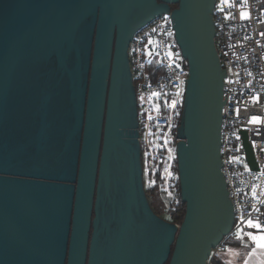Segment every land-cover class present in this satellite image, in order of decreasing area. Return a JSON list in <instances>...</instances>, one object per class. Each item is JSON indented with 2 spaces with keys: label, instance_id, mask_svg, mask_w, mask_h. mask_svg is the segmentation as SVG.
<instances>
[{
  "label": "water",
  "instance_id": "water-1",
  "mask_svg": "<svg viewBox=\"0 0 264 264\" xmlns=\"http://www.w3.org/2000/svg\"><path fill=\"white\" fill-rule=\"evenodd\" d=\"M215 5L0 0V264L208 263L235 225ZM168 13L189 71L177 129L179 226L147 196L129 59L136 32Z\"/></svg>",
  "mask_w": 264,
  "mask_h": 264
},
{
  "label": "built area",
  "instance_id": "built-area-1",
  "mask_svg": "<svg viewBox=\"0 0 264 264\" xmlns=\"http://www.w3.org/2000/svg\"><path fill=\"white\" fill-rule=\"evenodd\" d=\"M241 10V0H230L227 4L216 0L213 15L216 47L226 72L221 157L235 212L231 235L236 234L237 228L247 232L248 228L240 222L241 217L264 225V203H261L264 201V123L249 122L252 116L264 121V0H246L243 10L249 13L247 19L241 18ZM129 59L138 101L142 149L154 151L162 175L171 179L179 141L177 129L189 78L187 61L175 38L171 13L157 16L136 32L129 46ZM172 98H176L174 105ZM152 103H157L158 109L152 110ZM153 127L157 130L155 145L146 143L147 132ZM241 130L247 132L251 144L255 141L253 150L258 170L250 168ZM165 164L168 165L166 172ZM226 247L224 239L213 249L207 264Z\"/></svg>",
  "mask_w": 264,
  "mask_h": 264
},
{
  "label": "trees",
  "instance_id": "trees-1",
  "mask_svg": "<svg viewBox=\"0 0 264 264\" xmlns=\"http://www.w3.org/2000/svg\"><path fill=\"white\" fill-rule=\"evenodd\" d=\"M156 131L157 130L154 127L151 129L152 135L150 138L149 137L146 138L147 144L155 145V141L157 137ZM143 159H144L143 161L146 166L147 174L151 175L154 178V182H155V183H151L150 181L149 182L150 186L145 187L150 203H151V199H150L149 193L151 191H154L155 189H158L162 197V202L164 204L166 203L168 204L167 205V215L163 216V218H165L166 220L172 223L180 224L184 219L185 212H186V206L181 201L179 178L177 177V180H175V184L173 185V187H176V189L174 190V188H172L166 191V189L163 187V183L161 182L162 174H163L162 168L156 159V154L154 153V151L143 149ZM174 168L178 172L177 162L174 163ZM163 192L165 193V195L163 194ZM165 196H167V198H165ZM151 205H152V208L155 210V212L157 214H160L156 210V208L153 206L152 203ZM230 237L231 235L225 238V242H227V240ZM212 261L215 262L214 264H222L220 260L218 259L216 260L215 258L212 259Z\"/></svg>",
  "mask_w": 264,
  "mask_h": 264
},
{
  "label": "crops",
  "instance_id": "crops-1",
  "mask_svg": "<svg viewBox=\"0 0 264 264\" xmlns=\"http://www.w3.org/2000/svg\"><path fill=\"white\" fill-rule=\"evenodd\" d=\"M247 232L260 234L257 229L248 228ZM225 243L227 246L226 249L214 256L212 259H218L222 264H229V262L230 264H245L246 260L248 261V264H260V262L264 260V255H262V251L264 250L257 249L255 255H248L254 248V244L246 235L243 240H239L236 238V234H232ZM229 249H231V251H229ZM212 259L210 260V264L215 263Z\"/></svg>",
  "mask_w": 264,
  "mask_h": 264
},
{
  "label": "snow or ice",
  "instance_id": "snow-or-ice-1",
  "mask_svg": "<svg viewBox=\"0 0 264 264\" xmlns=\"http://www.w3.org/2000/svg\"><path fill=\"white\" fill-rule=\"evenodd\" d=\"M230 3V0H222V4H227ZM246 3V0H241V7L242 10L240 12V16L242 19H247L249 18V13L247 11L243 10V6ZM264 34V33H262ZM169 55H171V53H169ZM153 96L159 95L158 93H152ZM175 102H173L174 105ZM159 106H157L158 109ZM239 110L237 109V112ZM149 119H151V117H149ZM250 123L253 124H261L264 123V121L261 120L260 117L257 116H252L250 118ZM257 134H259V130H257ZM237 139H239V137L237 136ZM242 147V145H241ZM252 147L255 148L256 144L255 141L252 142ZM239 150V148L237 149V151ZM235 159V158H233ZM245 167L247 168V165H245ZM264 174V173H262ZM151 183H155L154 181H151ZM253 198L255 199V187H253ZM261 203H264V201H261ZM258 211V210H257ZM240 222L241 224L245 225L247 228L250 229H257L259 230L260 234H253L252 232H247L245 233L243 228H237L236 231V238L239 240H243L244 236L246 235L248 237V239L254 244V248L252 249V251L248 254L249 256L255 255L256 254V250L260 249V250H264V225H262L259 222H254L251 218L244 220L243 217L240 218ZM229 251H231V249H229ZM262 255H264V251H262ZM230 264V262H229ZM245 264H248V261H245ZM260 264H264V260H262L260 262Z\"/></svg>",
  "mask_w": 264,
  "mask_h": 264
},
{
  "label": "rangeland",
  "instance_id": "rangeland-1",
  "mask_svg": "<svg viewBox=\"0 0 264 264\" xmlns=\"http://www.w3.org/2000/svg\"><path fill=\"white\" fill-rule=\"evenodd\" d=\"M173 102H176V98H172L171 99V103H173ZM157 106H158L157 103H152L151 104L152 110L157 109ZM151 135H152V132L151 131L147 132V137L150 138ZM143 160L144 159H143V153H142V161ZM175 162H177V160H175ZM143 167H144V183H145V187H147V186L149 187L150 186L149 185V182L150 181H154V178L151 175L147 174L146 166H145L144 161H143ZM167 168H168V165L167 164L163 165V169H164L165 172H166ZM171 173H172V175H171L172 178L171 179H166L162 175V181L161 182L163 183V187L166 189V191L167 190H170L172 188H174V190L176 189V187H173V185L175 184V180H177L178 172L175 170L174 164L172 165V172ZM165 176H167V173H165ZM163 194L165 195L164 192H163ZM149 195H150L151 203L156 208V210L160 213L159 215L162 216V217L163 216H166L167 215V205L168 204L167 203L164 204L162 202V197L160 195L159 190L158 189H155L154 191H151L149 193ZM165 198H167V196H165Z\"/></svg>",
  "mask_w": 264,
  "mask_h": 264
}]
</instances>
